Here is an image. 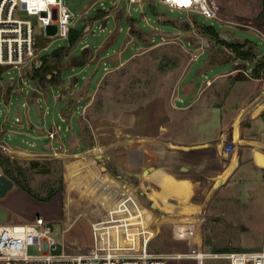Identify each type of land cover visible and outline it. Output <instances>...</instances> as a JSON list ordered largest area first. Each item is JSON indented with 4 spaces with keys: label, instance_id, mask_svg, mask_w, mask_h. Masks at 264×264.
<instances>
[{
    "label": "rangeland",
    "instance_id": "obj_1",
    "mask_svg": "<svg viewBox=\"0 0 264 264\" xmlns=\"http://www.w3.org/2000/svg\"><path fill=\"white\" fill-rule=\"evenodd\" d=\"M224 1L233 12L225 19L236 22L227 21L237 26L232 28L234 34L252 41L262 56V37L237 23L258 18L262 9L264 12V0ZM64 2L77 19L71 24L79 30L76 39L70 42L58 35L41 36L39 56L31 63L21 69L2 67L0 168L15 187L0 196V224L44 216L60 243L51 249L54 254L63 252L62 240L69 252L93 247L94 226L100 247L154 255L223 254L261 248L264 185L242 179L246 174L255 175L251 168L257 162L249 156L264 144V113L229 137L249 117L236 105L246 98L250 99L249 109L264 103V88L253 89L252 83L241 80H253L252 69L264 61L256 47L248 41L217 39L207 27L222 28L217 17L175 10L159 1L143 7L129 5L128 0ZM16 16L30 20L37 33L42 31L36 15L18 9ZM221 36L226 38L218 33ZM238 42L254 55L244 59L230 45ZM67 93L66 113L83 115L82 120L75 115L71 121L72 135L59 115L63 103L56 101L57 95ZM226 96L235 102L225 104ZM174 100L185 110L178 111L172 121L169 113ZM28 114L43 128L51 127L56 118L68 145L46 147L52 138L47 132L33 147L29 133L20 130ZM143 121H153L149 136H158L148 143L163 139L170 128L164 139L166 158L160 160L163 166L172 165L175 157L186 163L216 153L221 157L220 151L228 155V164L243 169L232 172L224 183L178 180L175 169L173 175L155 173L143 177L142 182L133 177L127 178L130 184L121 182L116 178L125 173L112 159L106 132L116 129L138 144L143 139L133 133ZM79 137L84 143L74 148ZM228 138L231 144L225 143ZM242 153L244 160L239 163L236 157ZM182 173L176 169V174ZM28 253L39 255L41 251L32 245ZM170 264L198 262L184 258L172 259ZM204 264L229 262L207 255Z\"/></svg>",
    "mask_w": 264,
    "mask_h": 264
},
{
    "label": "built area",
    "instance_id": "obj_2",
    "mask_svg": "<svg viewBox=\"0 0 264 264\" xmlns=\"http://www.w3.org/2000/svg\"><path fill=\"white\" fill-rule=\"evenodd\" d=\"M159 1L172 9L189 13H201L210 18L217 11L209 0H128L129 5L153 4ZM18 9L38 17L42 28L36 32L30 20L18 18ZM77 19L64 0H0V67L14 66L21 69L39 56L37 42L41 36H56L69 39ZM54 137L55 132H51ZM2 174L0 168V175ZM50 222L42 215L29 221L0 224V264H170L172 259L191 258L204 264V258L212 255L226 259L229 264H264V244L259 250H242L209 254L197 252L175 256L154 255L147 251L100 247L95 226V245L82 251L69 252L65 241L63 252L51 253L54 245L60 244L53 236ZM37 245L41 253L31 255L28 248Z\"/></svg>",
    "mask_w": 264,
    "mask_h": 264
},
{
    "label": "crops",
    "instance_id": "obj_3",
    "mask_svg": "<svg viewBox=\"0 0 264 264\" xmlns=\"http://www.w3.org/2000/svg\"><path fill=\"white\" fill-rule=\"evenodd\" d=\"M211 5L215 8V10L217 11V20L219 21L220 25L222 28L217 29V31L219 33H224L226 38H223L221 36V38L223 40H225L226 42L231 41L229 40L231 39H236L237 41H248L251 44H253L256 49H257V54L259 55V57H264V53L261 56L260 55V49L249 39H243V38H238L235 34L234 31L232 30V28L237 27L234 26L232 24H229L227 21L231 22V23H236L230 19H225V17L231 16L233 13L232 9L229 7V5L226 3V1L224 0H209ZM263 12V9L258 13V15H260ZM245 17H248V15H245ZM246 19L250 20L253 18H243L242 21H238V25L242 26L239 28L242 29H247V30H253L255 31L258 35H260L262 37V39L264 40V27L260 28L258 25H251L246 23ZM226 21V22H224ZM56 72V70H55ZM253 80H250L248 77L241 79L242 81H248L250 83H252V87L253 89L255 88H264V78H254L252 77ZM239 80L235 81L238 82ZM210 82H208L209 84ZM83 86H80L77 90H80ZM68 91L70 93H73L71 91V89L69 88ZM70 93H67L63 96L61 95H57L56 96V101H61L63 103V108L62 110L59 112V115L61 117V121L64 122L65 125V129L66 131L69 130L70 134L72 133V131L74 130L73 127L70 128V124L71 121L75 118V115H78L79 119L82 120V114H77L75 113L73 114H68L66 113V109H67V103L69 102V100L67 99V97L70 95ZM227 99L226 103L228 105L234 103L235 101H232L231 99L227 98V96L225 97ZM1 99V98H0ZM81 100V99H80ZM195 100V99H194ZM249 98H246L244 100L241 101V104L236 105L238 106V111L240 112H247V115L249 116L246 120H244V122H241L240 125L236 128L233 129L231 131V135L229 136L231 138L232 134L234 135L239 129L240 126H251L252 122L251 120H256L257 115H260L261 112L264 113V103H262V105H260L258 108H253V109H249L248 107V102H249ZM77 103V102H76ZM193 103V101L187 105V106H191ZM241 106V107H240ZM185 109L183 108H179L176 104H175V100L173 103V107H171L170 109V118L173 121L174 116L176 117L177 114L179 113L178 111H184ZM48 112V111H47ZM42 119L45 117V115L43 114ZM18 119L22 120L21 117H19ZM250 120V121H249ZM238 122H235V124L233 126L236 127ZM21 132H26L25 134H28L32 137V139H30V143L32 144L33 147H37L38 144L36 142L37 139H42V138H46L48 136L47 132H55L54 137H52L50 139V142L45 144L46 147H53L55 149H57L58 147H64L67 146L68 144L66 143L67 139H63L64 137H62V126L61 124L58 123L57 119L55 118L53 121V125L51 127H42L40 126L32 116H30L28 114L27 119L26 120H22V124H21V128H20ZM35 130L37 132H35ZM146 130V129H145ZM145 130H142L141 132H134V136L135 137H140L141 139H143L142 142V146H139L140 143L137 144V142L130 140V136L129 134H121L120 131L112 130L110 132H106V130H104L107 134V137L110 139L108 142L110 144H112V159L115 162V165L118 167V170H121L125 173V175H123L122 177L120 176L119 178L117 177L116 179H118L121 182H126L128 184H130L131 182L127 180V178L129 177H133L136 178L139 182H142L143 177L145 176H149V175H153L155 173L159 174V173H166V174H172L174 172L175 169V176L176 179L178 180H182V181H189V182H209V183H219L221 181V183L224 182H228L227 180H229L230 175L232 174V172L234 171H240V169L242 170L243 168H241L238 165L232 166L230 164H228L227 159H228V155H226L224 152H220L217 151L219 153H221V157H218V153L213 154V155H208L207 157H205L204 159L192 162V163H186L181 159H177L175 157V162L172 165L167 166H163L162 162H160V160H164L166 151L168 149L167 145H166V140L165 139V135L170 131V128L167 127V132L165 133V135L163 136V139L155 140V141H149L148 140L151 138H156L158 136H148L147 132ZM75 132V130H74ZM73 132V133H74ZM104 132V133H105ZM96 137L98 138V134H101V130L96 131ZM72 135V134H71ZM125 138H128V141H125ZM225 139V143H232L231 139ZM79 142L76 141L74 144V148H77V146H81L84 142V140H82L81 137L78 138ZM125 141V142H124ZM126 143V144H125ZM154 144V146H153ZM70 146V145H69ZM72 147V145L70 146ZM22 149H26L27 148H23V147H19ZM237 149V148H236ZM33 151L35 149H32ZM238 151V149L236 150ZM250 151L249 148L247 149L246 152V156L248 157ZM252 156V159L254 160V162L256 161L257 164L256 166H252V171H255V177H248L246 174L245 177H243L246 183L249 184H258L260 186L264 185V144L259 145L258 147H256L253 151L252 154H250L249 158ZM176 156V154H175ZM217 158V159H216ZM174 160V159H173ZM237 162L242 163L244 160V155L242 153L241 156H237L236 157ZM155 162H159L158 165L155 164ZM180 168L183 173L182 174H176V169ZM147 171H149V174H147ZM113 176V175H112ZM123 178V179H122ZM237 180V179H236ZM241 180V181H242ZM244 181V182H245ZM243 182V181H242ZM14 188H12L11 190H13ZM10 190V191H11ZM20 190V189H19ZM9 191V192H10ZM8 192V193H9ZM224 192V191H223ZM7 193V194H8ZM226 193H229L226 192ZM6 194V195H7ZM5 195V196H6ZM240 194L236 193V196L238 198ZM4 197V196H3ZM23 221V220H21ZM264 244V243H263ZM263 247V245H262ZM261 247V248H262ZM259 248V249H261ZM257 249V250H259Z\"/></svg>",
    "mask_w": 264,
    "mask_h": 264
},
{
    "label": "trees",
    "instance_id": "obj_4",
    "mask_svg": "<svg viewBox=\"0 0 264 264\" xmlns=\"http://www.w3.org/2000/svg\"><path fill=\"white\" fill-rule=\"evenodd\" d=\"M264 17V12H262L258 18H254V19H250V20H246L248 24L251 25H258L260 28L264 27V22H261V19ZM207 27L212 31L211 33H213L214 36L217 37V39L221 40L222 42L227 43L225 40H223L222 38L218 37V31L215 28L214 25H207ZM78 31L77 29L73 28L71 30L70 33V37L69 40L70 42H73L76 37L78 36ZM231 46H233L234 48H236L238 50V52L240 54H242L244 59H249L250 57H252L254 55L252 50H245L243 48V45L238 43H231ZM4 70H2V67H0V76L3 74ZM252 76L254 78H264V61H259L258 63H256V66L252 69ZM245 78V77H244ZM1 98V96H0Z\"/></svg>",
    "mask_w": 264,
    "mask_h": 264
},
{
    "label": "water",
    "instance_id": "obj_5",
    "mask_svg": "<svg viewBox=\"0 0 264 264\" xmlns=\"http://www.w3.org/2000/svg\"><path fill=\"white\" fill-rule=\"evenodd\" d=\"M15 187L14 181L5 174L0 175V196H5L12 188ZM153 205H156L153 203Z\"/></svg>",
    "mask_w": 264,
    "mask_h": 264
},
{
    "label": "bare ground",
    "instance_id": "obj_6",
    "mask_svg": "<svg viewBox=\"0 0 264 264\" xmlns=\"http://www.w3.org/2000/svg\"><path fill=\"white\" fill-rule=\"evenodd\" d=\"M153 126H154L153 121H143L137 126L135 132H141L142 130L146 129L145 131L147 132V135L149 136L151 133V130L153 129ZM89 174L93 175L94 171L92 169H90ZM185 258H186V256H185Z\"/></svg>",
    "mask_w": 264,
    "mask_h": 264
},
{
    "label": "snow or ice",
    "instance_id": "obj_7",
    "mask_svg": "<svg viewBox=\"0 0 264 264\" xmlns=\"http://www.w3.org/2000/svg\"><path fill=\"white\" fill-rule=\"evenodd\" d=\"M177 2H181V0H177Z\"/></svg>",
    "mask_w": 264,
    "mask_h": 264
}]
</instances>
